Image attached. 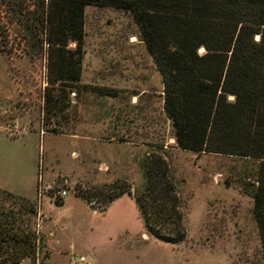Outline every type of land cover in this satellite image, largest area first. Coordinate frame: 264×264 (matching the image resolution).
<instances>
[{
    "label": "rangeland",
    "instance_id": "1",
    "mask_svg": "<svg viewBox=\"0 0 264 264\" xmlns=\"http://www.w3.org/2000/svg\"><path fill=\"white\" fill-rule=\"evenodd\" d=\"M5 1L0 0V189L36 204L33 217L16 206L20 223L43 235L49 251L44 261L39 248L35 259L19 264H85L81 256L89 264H264L253 215L256 162L177 146L164 111L161 75L132 14L86 6L87 84L50 85L48 47L40 26L32 30V18L47 0H18L29 18L23 25ZM132 93L140 100L133 116L125 104ZM91 105H102L104 114L98 109L93 116H107L113 125L133 119V135L113 141L99 132L68 138ZM145 154L163 156L176 183L186 225L179 243L157 239L144 227L133 193L143 184ZM62 189L65 196L57 194ZM119 193L105 206L99 203ZM10 201L0 193V205Z\"/></svg>",
    "mask_w": 264,
    "mask_h": 264
},
{
    "label": "trees",
    "instance_id": "2",
    "mask_svg": "<svg viewBox=\"0 0 264 264\" xmlns=\"http://www.w3.org/2000/svg\"><path fill=\"white\" fill-rule=\"evenodd\" d=\"M5 4L19 24L29 20L21 2ZM88 5L132 14L161 75L164 111L179 148L256 162L253 215L264 256V0H47L32 18V30L40 26L48 47L50 85L79 82ZM46 101H52L50 95ZM140 162L143 184L133 197L146 231L164 242L183 241V202L166 159L145 154ZM0 193L11 200L0 205V264L35 259L39 248L44 249V261L49 256L45 237L28 225L22 227V211L16 208L24 206L33 217L36 204ZM122 193L104 195L99 203L105 206Z\"/></svg>",
    "mask_w": 264,
    "mask_h": 264
},
{
    "label": "crops",
    "instance_id": "3",
    "mask_svg": "<svg viewBox=\"0 0 264 264\" xmlns=\"http://www.w3.org/2000/svg\"><path fill=\"white\" fill-rule=\"evenodd\" d=\"M87 78L84 76V70L81 71L79 83L81 84H87ZM27 90H23L24 97L26 96ZM21 94V93H20ZM111 104V103H109ZM127 108L131 109V116L134 114V109H137L140 105L139 95L138 94H131V99H129L126 103ZM122 107L125 105H121ZM124 108V107H123ZM100 111L101 114H104L103 109H105L102 105H99L98 107H95L94 105H91V112H89L88 115L84 116L82 126L76 127L74 130L68 131L66 136L70 139H82V138H92V135L95 132H99L101 134L102 139L106 141H113L116 136L119 138H125L128 134L134 133V121L133 119L130 120L129 123H123L120 125H113L109 121V118L107 116H96V118L93 116L96 110ZM45 135H48V133H44Z\"/></svg>",
    "mask_w": 264,
    "mask_h": 264
},
{
    "label": "built area",
    "instance_id": "4",
    "mask_svg": "<svg viewBox=\"0 0 264 264\" xmlns=\"http://www.w3.org/2000/svg\"><path fill=\"white\" fill-rule=\"evenodd\" d=\"M72 96H75V94L72 93ZM73 103H75V102H73ZM57 194H58L59 196H65V195H66V191H65L64 189H62V190H59ZM79 260H80L81 262H84L85 264H89V263H88V260H86V258H85L84 256H81V257L79 258Z\"/></svg>",
    "mask_w": 264,
    "mask_h": 264
}]
</instances>
